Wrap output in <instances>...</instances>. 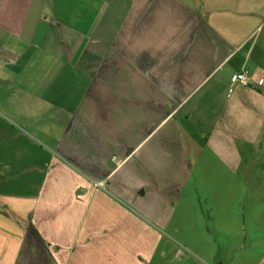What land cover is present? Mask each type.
I'll use <instances>...</instances> for the list:
<instances>
[{
    "label": "crops",
    "instance_id": "1",
    "mask_svg": "<svg viewBox=\"0 0 264 264\" xmlns=\"http://www.w3.org/2000/svg\"><path fill=\"white\" fill-rule=\"evenodd\" d=\"M0 53V264H264V0H0Z\"/></svg>",
    "mask_w": 264,
    "mask_h": 264
},
{
    "label": "rangeland",
    "instance_id": "2",
    "mask_svg": "<svg viewBox=\"0 0 264 264\" xmlns=\"http://www.w3.org/2000/svg\"><path fill=\"white\" fill-rule=\"evenodd\" d=\"M195 153H196V151H189V152H187V157H188L187 159H188V163L189 164L195 158ZM189 172L191 174V178L192 179H191V182L188 185V188L186 189L187 191L193 190V188L195 186V183L192 182V181L194 180L193 177L196 174H206L207 173L205 169H202V168L198 169L194 165L192 167H189ZM156 189L157 190H160L162 192V191H164V189H167L168 190L169 188H164L163 186H157ZM193 192H194V190H193ZM178 214H179V212H175L174 213V215L172 216V219H171V221L169 223V226L167 228H165V229H162L161 228V231L163 233L168 234V237L170 239H173V240L175 239L174 241H180V236L178 234L179 233V224H180L179 218H178ZM205 218H206L207 221H209L206 216H205ZM207 221L206 222L203 221L204 222L203 223V227H204V224H206V225H208V227L211 228V225H209ZM174 226L177 227V232L173 231ZM195 249H196L197 253L199 252L200 255H202V257L205 258L204 261L207 259V257L209 259H211V260L216 257V256L214 257V255H216V253L213 252V250H211V248H208L207 245L201 246V247L199 246L198 248H195ZM220 249H221V250H219L220 251V255L223 256L224 259H225V261H226L225 264H231V260L230 261H227L229 259V257H231L233 254L236 255L237 257L240 256V255H242V254H244V251L246 249H248V246H242L241 248L240 247H237L234 252L233 251H230V248H226V247H223V248H220ZM222 249H224V250H222ZM257 250H260V248H257ZM182 257H184L183 254H182ZM203 264H213V263H212V261L207 263V260H206V262H203Z\"/></svg>",
    "mask_w": 264,
    "mask_h": 264
},
{
    "label": "built area",
    "instance_id": "3",
    "mask_svg": "<svg viewBox=\"0 0 264 264\" xmlns=\"http://www.w3.org/2000/svg\"><path fill=\"white\" fill-rule=\"evenodd\" d=\"M0 57L6 58V56H4L2 53H0ZM6 60H8V58H6ZM262 81H263L262 79H258L257 84L261 85ZM230 82L232 84H238L241 86H250L249 76L247 75V73L244 70L234 72L230 76ZM94 185L95 186H102V184L100 182H95Z\"/></svg>",
    "mask_w": 264,
    "mask_h": 264
}]
</instances>
